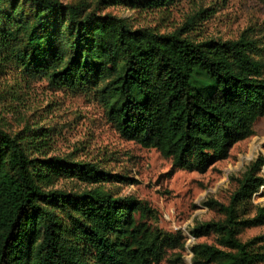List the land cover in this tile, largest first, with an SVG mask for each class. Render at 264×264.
<instances>
[{
	"label": "trees",
	"instance_id": "trees-1",
	"mask_svg": "<svg viewBox=\"0 0 264 264\" xmlns=\"http://www.w3.org/2000/svg\"><path fill=\"white\" fill-rule=\"evenodd\" d=\"M105 1L165 10L178 0H0V73L12 66L25 79L92 92L120 137L156 149L172 169L205 172L253 134L264 115V64L248 30L194 41L184 36L187 22L164 33L132 28L99 14ZM31 134L0 127V264H158L183 248L180 231L152 226L157 214L144 201L117 200L100 187L52 188L60 178L105 184L118 176L46 157L43 139ZM263 165L262 156L250 162L226 204L205 202L218 218L190 234L212 235L215 244H193V264L264 263V233L239 237L264 225V206L252 202L264 188Z\"/></svg>",
	"mask_w": 264,
	"mask_h": 264
},
{
	"label": "rangeland",
	"instance_id": "rangeland-1",
	"mask_svg": "<svg viewBox=\"0 0 264 264\" xmlns=\"http://www.w3.org/2000/svg\"><path fill=\"white\" fill-rule=\"evenodd\" d=\"M60 1H84L94 6L100 0ZM98 12L125 19L132 28L149 27L160 33L172 32L187 22L184 36L194 41L233 40L248 30L264 64L261 0H178L165 10H141L105 1ZM0 127L11 135L33 131L28 138L43 139L40 151L46 157L90 163L117 175L115 181L105 184L60 178L52 188L77 192L100 187L117 200L132 196L146 202L157 214L152 226L171 233L180 231L184 237L183 248L167 250L158 264H193V244H215L212 235L194 238L190 234L196 223L218 218L205 202L211 199L226 204L236 179L251 161L264 157L262 115L253 124V134L235 143L225 159L211 164L205 172L172 169L170 160L156 149L120 137L92 92L57 88L46 79H25L12 66L0 73ZM260 174L264 176V165ZM252 202L264 206V188ZM263 233L264 225L244 229L239 237L245 241Z\"/></svg>",
	"mask_w": 264,
	"mask_h": 264
}]
</instances>
